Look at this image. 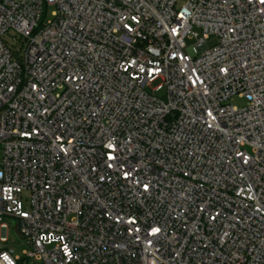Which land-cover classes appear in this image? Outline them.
Instances as JSON below:
<instances>
[{
  "label": "built area",
  "instance_id": "built-area-1",
  "mask_svg": "<svg viewBox=\"0 0 264 264\" xmlns=\"http://www.w3.org/2000/svg\"><path fill=\"white\" fill-rule=\"evenodd\" d=\"M0 264H264V0H0Z\"/></svg>",
  "mask_w": 264,
  "mask_h": 264
},
{
  "label": "rangeland",
  "instance_id": "rangeland-1",
  "mask_svg": "<svg viewBox=\"0 0 264 264\" xmlns=\"http://www.w3.org/2000/svg\"><path fill=\"white\" fill-rule=\"evenodd\" d=\"M54 12V9L53 8H49L48 9V12H47V16H48V20H50L52 18V13ZM6 41L9 43V44H12L13 47L17 50H23L24 49V41L20 40V39H15L14 41V38L12 37H7L6 38ZM217 44V41L216 40H210L208 42V45L210 47H213ZM162 85V82L161 81H156L152 84L151 88L152 89H156L158 88L159 86ZM150 93L152 94V92L150 91ZM166 89L165 88H162L160 91L154 93V96L157 97V98H165L166 97ZM230 105L234 106V107H237L239 109L241 108H244L247 106V103L245 102V100H242V99H238V98H235V99H232L230 102H229ZM8 224V227L10 228L9 232H8V238H9V242L4 245V244H1V247L2 249H5L9 252H13V256L15 258H20V259H23L24 258V254L29 252L30 251V248L26 245V243L24 241L21 240V238L19 237L18 233H16L15 231V223L12 222V221H8L7 222Z\"/></svg>",
  "mask_w": 264,
  "mask_h": 264
}]
</instances>
